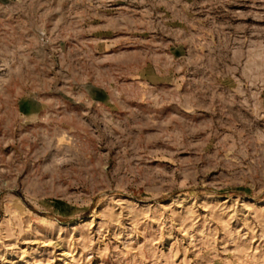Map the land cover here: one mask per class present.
Returning <instances> with one entry per match:
<instances>
[{
	"label": "rangeland",
	"instance_id": "374dc122",
	"mask_svg": "<svg viewBox=\"0 0 264 264\" xmlns=\"http://www.w3.org/2000/svg\"><path fill=\"white\" fill-rule=\"evenodd\" d=\"M0 264H264V0H0Z\"/></svg>",
	"mask_w": 264,
	"mask_h": 264
}]
</instances>
